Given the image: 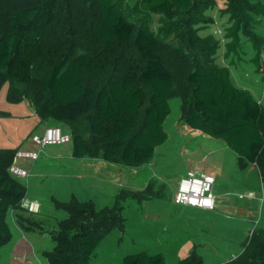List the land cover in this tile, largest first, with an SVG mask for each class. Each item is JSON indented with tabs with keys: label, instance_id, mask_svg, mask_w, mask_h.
<instances>
[{
	"label": "trees",
	"instance_id": "obj_1",
	"mask_svg": "<svg viewBox=\"0 0 264 264\" xmlns=\"http://www.w3.org/2000/svg\"><path fill=\"white\" fill-rule=\"evenodd\" d=\"M134 1L138 22L126 16L124 0H76L78 6L64 16V0H0V89L9 83L8 102L27 101L42 120L63 126L76 158L101 154L109 163L140 167L166 142L170 101L180 99L182 120L222 140L242 169L255 165L264 184V104L233 84L229 66L217 63L222 41L225 58L239 55L243 34L255 50L252 62L264 73V36L255 31L264 0H223L229 15L223 40L201 35L215 24L207 13L217 0ZM154 16L158 32L151 28ZM51 42L60 43L48 60ZM17 150H0V251L13 238L9 210L24 229L43 228L21 207L28 189L9 172ZM152 191L121 192L103 209L76 197L55 200L68 217L58 222L55 247L43 256L50 264H91L111 232L126 230L123 203ZM122 264L166 261L142 252ZM179 264L204 259L194 251ZM221 264H264V229H255L242 252Z\"/></svg>",
	"mask_w": 264,
	"mask_h": 264
},
{
	"label": "crops",
	"instance_id": "obj_2",
	"mask_svg": "<svg viewBox=\"0 0 264 264\" xmlns=\"http://www.w3.org/2000/svg\"><path fill=\"white\" fill-rule=\"evenodd\" d=\"M12 105H14L12 109L5 111V113H7L6 116L10 120H7L4 125L0 124V150L30 148L32 146L31 136L33 134L40 133L46 127L60 126L59 123L51 119L42 120L35 107L30 105L27 101ZM176 112L177 113L172 116L170 114L165 120L164 128L168 134L166 142L156 148L154 157L150 162L140 167H128L109 163L101 154L76 158L74 156L72 143L48 146L52 148L46 151L48 148L46 147L40 153V157L37 161L20 160V164L27 169L28 172L31 168H34V170L38 169L41 176L44 175V172H42L43 169H55L51 168V165L67 164L69 167L68 178L70 180L73 179L74 185L76 184L79 189L83 188L82 184L85 186L83 195L79 193L73 197H76L79 201H93L98 209L112 207L116 202L118 194L121 192L142 193L152 186V193L148 194L143 200L135 198L130 199L137 200L138 203L141 204L142 210L144 211L143 218L145 220L159 223L158 230L156 231L158 236L156 240L160 242L159 244H169V249L172 248L173 252L175 251L176 259L180 263L181 260L190 256L194 251L203 257L204 255L202 254V251L209 250V246H207L209 245L208 235L211 232L212 235H210V238L213 241L222 242L223 239L228 248L236 251L228 252L225 256L227 258L223 260L225 262L237 257L242 252L244 245L249 239L245 240L250 229V223L245 218V216L249 214H247V212L244 214L239 212L242 208L247 209L250 203H247L245 206H236L235 203H232L231 198L233 195H236L238 191L246 189H248L249 192H245V195H240L239 198L241 200H256L257 196L255 192L250 191L252 186L251 184H246V178L243 176L236 178L232 176L239 173V171H235V167L234 169L232 167L231 170L230 166L226 167L222 163L219 164L218 161L212 164L211 161H208L209 158H207V156L201 158V156L196 155L194 151L191 150L193 141L198 143L196 145L199 146V151H202L200 149H203L204 151L205 147L210 148L213 145L220 147V151L222 152H229L231 149L228 148L222 140H220L221 143H215V140L219 139L211 138L202 131L193 129L185 123L182 120L181 101L180 107ZM1 120L2 116H0V122ZM170 132L176 136L175 140ZM169 144L179 145L178 155L180 158H185L184 168L180 172V175H182L181 177H184L190 170H196L199 172L212 173L215 176L216 181L218 180L220 182V187L222 188H219L216 192L220 204H218V209L213 211L215 217L211 219V221H205L201 218L203 217L202 212L211 213V211L209 212L198 208L176 205L173 202V195L171 196V201L163 200L162 197L164 196V193L161 196H158V186L165 187V185L156 184L157 182L155 181V178L151 177V174L154 173V175H157L155 168L157 167L156 160L158 158V152L159 150L168 148L167 146ZM232 152L234 155H231V158L234 161H237V168L242 172L247 171L249 168L250 171L257 170L256 172L261 181L257 167L255 165H248V167L242 169L240 167L238 156L233 150ZM42 155L44 158L39 163L38 161L41 160ZM170 162L174 163L173 161ZM148 167H150V169H148ZM159 176L163 179H167L166 182L173 180V177L168 176L167 170H165L164 173L161 172ZM242 178L244 179L242 180ZM17 179L20 180L21 178ZM32 184H35V180L33 179L29 181V186ZM215 190L216 188H214V192ZM250 194H253L254 196L250 197ZM26 198L29 199L32 197L27 194ZM221 203H227L228 207H223ZM231 212H236L237 216L230 215ZM11 214L12 220L17 227V231L22 235V237L16 239L12 247L11 263L33 264L29 257L34 255V245L31 239L25 236L24 233L33 232L34 230H26L18 225L14 220L15 212L11 211ZM237 217L240 219H237ZM196 221H199L202 224L206 223V227L199 226ZM258 221H256V226L253 231L258 228L262 229V227L259 226ZM240 224H244L241 230L243 232H239ZM189 227L192 228L193 231H191ZM215 227L221 228V231H225L227 234L229 233L231 238H224L217 233H213ZM201 228L203 231L207 230L206 236L204 237L196 230L200 229L201 231ZM148 231L151 234L155 232L151 228ZM252 232L250 234H252ZM241 240L244 242L241 243ZM214 253L217 254L218 252L214 251ZM14 256L18 257V259H14Z\"/></svg>",
	"mask_w": 264,
	"mask_h": 264
},
{
	"label": "rangeland",
	"instance_id": "obj_3",
	"mask_svg": "<svg viewBox=\"0 0 264 264\" xmlns=\"http://www.w3.org/2000/svg\"><path fill=\"white\" fill-rule=\"evenodd\" d=\"M124 12L126 16L134 21L138 22V17L133 13V8L135 5L134 0H124ZM65 9L62 13L64 16L67 12L70 11V8L73 9L75 6H78L76 0H64ZM226 2L223 0H217V7L208 11V15L215 19V24L211 25L209 29L202 31L201 35H215L218 39L223 40L224 37V29L228 25L229 15L225 13ZM159 17L154 16L151 20V28L153 31L158 32L160 24L158 22ZM140 21V20H139ZM261 24L257 25L255 28L256 33L264 36V18H261ZM62 35V32H57L56 36ZM66 35V34H64ZM242 40V49L240 50L239 55L232 54L228 58H225V41H222V46L218 51L217 55V63L222 66H229L231 70L232 82L238 88H243L250 91L262 104H264V73L258 72L256 65L252 62V59L255 56V50L252 46V43L248 40L245 35H241ZM60 42H54L45 47L48 49L45 57L50 60L54 57V55L58 54V50L56 49L57 45ZM239 57L241 59H239ZM263 68H264V60H263ZM9 90V83L6 82L3 84L0 89V113H4L2 116V120L0 122L1 125H4L7 120H10L5 113L6 110L12 109L14 105L8 102L7 93ZM171 105V116L176 114L177 110L180 107L179 99H172L170 101ZM24 107V105H23ZM62 129H65L63 126H59ZM173 136L174 140L176 136L170 132ZM215 143H221L220 140H215ZM196 144L197 142L193 141L191 150L194 151L196 155L204 158L207 156L208 161L213 164L216 161L219 164H224L226 167H232L235 171H239L238 174L232 175L233 177L243 176L246 178V184H251L252 188L250 191L255 192L257 199L249 201L248 199L241 200L239 198L240 195H245V192H249L248 189L238 191L236 195H233L231 198L232 203H235L236 206H245L247 203H250L247 209H240V213H246V220L250 223V229L248 235L245 240H247L251 236V232L255 228L256 221L262 229H264V184L261 183L259 179V175L256 172L257 170H251L250 168L242 172L237 167V161H234L231 158V155H234L232 150L229 152L220 151V147H216L213 145L210 148L205 147V150L200 149ZM168 148L159 150L158 158L156 160L157 167L155 168V172L151 174V177L155 178L156 184L165 185L158 186L157 193L163 194V200L171 201V196L174 195L178 184L181 180L180 172L184 168L185 158H180L178 155L179 145H168ZM52 147H48L46 151L51 149ZM212 152V153H210ZM44 156L42 155L40 163L43 160ZM206 158V159H207ZM173 161L174 163L170 162ZM146 167V166H145ZM51 168L55 169H43V176L39 174V170L34 168L29 171L28 179H20L28 189V196L30 200H38L41 205V212L39 215L37 214V218L43 222V228H37L33 232L24 233L25 236L29 237L34 245V255H31L30 261L33 264H50L48 260L43 256V252L50 251L55 247V242L53 241L52 235L58 230V222L65 220L68 217V213L65 210L56 208L55 200L68 202L70 201L74 195L76 194H84L85 186L83 188H78V186L73 183V179H69V167L67 164L60 165H51ZM150 169V167H148ZM167 170L168 176L173 177L172 181L166 182L167 179H163L159 176V174L164 173ZM242 172V173H241ZM242 178V180L244 179ZM33 179L35 180V184L29 186V181ZM241 180V181H242ZM235 183V181H234ZM214 188L215 194L220 187V182L217 180ZM217 197V195H216ZM158 200V199H154ZM150 200V201H154ZM115 201V200H114ZM112 203V202H111ZM218 204H220V200L217 198L216 210L218 209ZM222 204V203H221ZM124 216L126 219V230L124 232L113 231L108 235L96 248L92 259L91 264H122L124 258L129 255H134L142 252H146L151 256H155L158 254H162L165 258L166 264H179L176 259V253L173 252L172 248L169 249V244L160 242L157 239V230L159 223H155L152 221H147L143 218L144 211L142 210L141 204L138 203L137 200L129 199L123 203ZM223 207H228L227 203L222 204ZM210 212V211H209ZM236 212H231L230 215H236ZM203 217H201L205 221H211L215 217L213 211L211 213L202 212ZM237 219H240L237 217ZM7 222L9 223L13 239L10 243L5 245L0 251V264H18L11 263L12 247L19 237L22 235L17 231V227L12 220L11 210L8 211ZM199 226L206 227V223L202 224L199 221H196ZM257 224V225H258ZM244 224L239 225V232L243 228ZM222 226V225H221ZM193 227V226H191ZM153 229L155 232L151 234L148 230ZM190 228V227H189ZM193 231L192 228H190ZM259 229V228H258ZM201 236H206L207 230L203 231L201 228L196 229ZM195 230V231H196ZM187 231V230H186ZM189 232V231H187ZM213 233H217L224 238H231L229 233L227 234L225 231H221V228L215 227ZM209 239V250H203L202 254L204 259V264H220L227 257L228 252L233 251L234 249L228 248L225 245V241L222 239V242H215L210 238ZM183 237V236H182ZM244 242L241 240V243ZM214 251L218 252L217 254ZM14 259H18V257L14 256ZM224 262V261H223Z\"/></svg>",
	"mask_w": 264,
	"mask_h": 264
},
{
	"label": "built area",
	"instance_id": "obj_4",
	"mask_svg": "<svg viewBox=\"0 0 264 264\" xmlns=\"http://www.w3.org/2000/svg\"><path fill=\"white\" fill-rule=\"evenodd\" d=\"M72 143L70 133L59 127H46L40 133L31 136L30 148H19L9 172L15 178L27 179L29 172L21 164L22 161H37L40 153L48 146ZM216 178L212 173L190 170L181 178L173 195V202L183 207H193L206 211H215L217 197L214 192ZM253 197V194L249 195ZM21 207L29 214L37 215L42 205L38 200L23 199Z\"/></svg>",
	"mask_w": 264,
	"mask_h": 264
}]
</instances>
